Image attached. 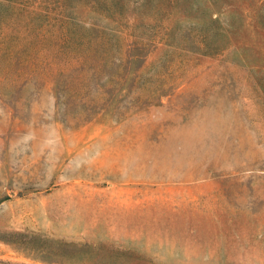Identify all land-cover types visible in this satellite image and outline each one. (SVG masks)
Listing matches in <instances>:
<instances>
[{
    "label": "rangeland",
    "instance_id": "374dc122",
    "mask_svg": "<svg viewBox=\"0 0 264 264\" xmlns=\"http://www.w3.org/2000/svg\"><path fill=\"white\" fill-rule=\"evenodd\" d=\"M0 264H264V0H0Z\"/></svg>",
    "mask_w": 264,
    "mask_h": 264
}]
</instances>
